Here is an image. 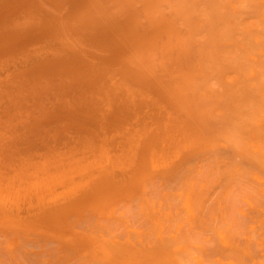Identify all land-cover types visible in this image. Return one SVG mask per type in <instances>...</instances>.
I'll use <instances>...</instances> for the list:
<instances>
[{
    "label": "bare ground",
    "instance_id": "6f19581e",
    "mask_svg": "<svg viewBox=\"0 0 264 264\" xmlns=\"http://www.w3.org/2000/svg\"><path fill=\"white\" fill-rule=\"evenodd\" d=\"M0 264H264V0H0Z\"/></svg>",
    "mask_w": 264,
    "mask_h": 264
},
{
    "label": "rangeland",
    "instance_id": "374dc122",
    "mask_svg": "<svg viewBox=\"0 0 264 264\" xmlns=\"http://www.w3.org/2000/svg\"><path fill=\"white\" fill-rule=\"evenodd\" d=\"M9 11L14 13V12L17 11V10H15V11H14V10H9ZM9 11H8V12H9ZM10 12H9V13H10ZM9 13H8V14H9ZM15 14H17V15H19V16L21 15V13H16V12H15ZM9 16H11V15H9Z\"/></svg>",
    "mask_w": 264,
    "mask_h": 264
}]
</instances>
